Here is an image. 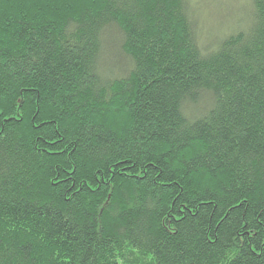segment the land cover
Returning <instances> with one entry per match:
<instances>
[{
  "label": "trees",
  "instance_id": "trees-1",
  "mask_svg": "<svg viewBox=\"0 0 264 264\" xmlns=\"http://www.w3.org/2000/svg\"><path fill=\"white\" fill-rule=\"evenodd\" d=\"M0 0V264H264V0Z\"/></svg>",
  "mask_w": 264,
  "mask_h": 264
},
{
  "label": "rangeland",
  "instance_id": "rangeland-1",
  "mask_svg": "<svg viewBox=\"0 0 264 264\" xmlns=\"http://www.w3.org/2000/svg\"><path fill=\"white\" fill-rule=\"evenodd\" d=\"M249 0H190L193 13L199 24L216 32L222 25L231 23L229 14L235 13L237 6L246 7Z\"/></svg>",
  "mask_w": 264,
  "mask_h": 264
}]
</instances>
